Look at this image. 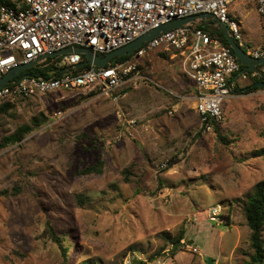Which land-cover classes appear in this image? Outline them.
I'll return each instance as SVG.
<instances>
[{"label":"rangeland","instance_id":"374dc122","mask_svg":"<svg viewBox=\"0 0 264 264\" xmlns=\"http://www.w3.org/2000/svg\"><path fill=\"white\" fill-rule=\"evenodd\" d=\"M254 10L251 0L228 8L240 25L245 52L264 48V24ZM168 51L160 47L144 58L132 57L150 81L124 87L117 102L78 91L9 101L15 104L0 113V139L19 126H39L0 152V264L248 260L243 203L264 180V158L255 155L264 148V88L231 94L218 133L207 137L192 129L164 152L170 140L166 126L179 119L168 107L178 102L192 106L196 96L193 83L181 73L180 59H170ZM48 60L64 65L63 56ZM99 162L101 173L78 174ZM129 166L127 181L122 171ZM78 196L85 198L82 204ZM216 205L221 213L212 223L208 213ZM223 217L229 226L222 224ZM181 232L184 245L161 257L165 235L175 239ZM74 240L77 248L66 245Z\"/></svg>","mask_w":264,"mask_h":264},{"label":"built area","instance_id":"2783aa9c","mask_svg":"<svg viewBox=\"0 0 264 264\" xmlns=\"http://www.w3.org/2000/svg\"><path fill=\"white\" fill-rule=\"evenodd\" d=\"M239 1L242 0H18L12 5L1 4L0 77L60 50L86 48L102 57L171 21L202 14H208L210 19H197L162 33L126 56V60L105 67L90 65L74 73L83 55H65L64 65H56L63 68L60 75L17 76L0 88V104L60 91L95 93L117 102L124 87L136 88L150 81L132 57L144 58L166 47L171 49L170 59H180L181 73L197 91L194 110L199 117V132L212 134L224 121L223 105L233 93L230 80L240 72V63L232 49L202 24L217 21L225 25L236 44L248 49L239 23L228 12L229 6ZM252 1L264 23V0ZM248 52L254 59L264 58V48ZM256 76L264 78V67ZM220 213V206L212 207L209 221L218 222Z\"/></svg>","mask_w":264,"mask_h":264},{"label":"trees","instance_id":"16d2710c","mask_svg":"<svg viewBox=\"0 0 264 264\" xmlns=\"http://www.w3.org/2000/svg\"><path fill=\"white\" fill-rule=\"evenodd\" d=\"M18 0H15L17 2ZM1 4V3H0ZM209 33L217 37L225 46L229 47L227 41L223 38L221 30L218 28H213L212 30H209ZM103 57V56H102ZM128 57L123 58H117L115 62H121L126 60ZM44 65V64H43ZM111 65V64H109ZM88 68L82 67L77 70H74V73H79L82 70ZM63 68H57L56 66V60L53 62H50V60L47 61L45 67H41V65L36 66L35 68H32L30 70H27L24 74H33L42 76L45 78H49L51 76H58L61 74ZM243 67L240 65V70H242ZM142 72V70H141ZM248 76L251 75V73H247ZM251 82L247 86L246 90L241 91L240 93H237L235 90V93L237 94H249L255 91H258L260 88H253V84L261 82L264 80V78H250ZM91 95H95V93H90ZM26 99H17L14 102L22 101ZM7 102L2 105H0V113L7 114L8 111L14 106L15 103ZM34 122H38L37 119L34 120ZM37 125H22L19 126L16 130H14L13 133L3 136L0 139V152L10 146L18 145L20 144L33 130V127H38ZM215 132L218 133V128H215ZM218 139L221 142L226 143V139L224 137H221L218 135ZM258 157L264 158V148H261L258 150L255 154ZM103 163L99 162L92 166L84 167L83 169L79 170V175H91V174H99L102 171ZM132 166H129L125 168L122 171L123 176L126 178L127 181H129L130 176V169ZM4 194H7L6 192ZM80 203L85 201V198L82 196H78ZM82 204V203H81ZM244 207V214H245V221L247 228L250 231L249 235V248L251 253L248 255V260L244 264H264V238L262 236L263 228H264V180L256 183L251 193L246 197V200L243 203ZM222 224L229 226V218H221L220 219ZM49 232L51 233L53 242L58 243L60 242L59 237L55 235V232H52V229L49 227ZM166 240L168 243L164 245V247L159 251L160 253H163L167 249H169L174 243L179 242L183 240L184 238V232H181L175 239L171 238L169 235H165ZM66 245L72 246L77 248V242L69 241ZM79 249V247H78ZM63 255L66 254V248H62ZM131 249H129L130 251ZM214 262V261H213Z\"/></svg>","mask_w":264,"mask_h":264},{"label":"water","instance_id":"95a60500","mask_svg":"<svg viewBox=\"0 0 264 264\" xmlns=\"http://www.w3.org/2000/svg\"><path fill=\"white\" fill-rule=\"evenodd\" d=\"M197 19L205 20L210 19V16L208 14H202L198 16H192L188 18L178 19L169 22L168 24H165L163 26H159L156 29H153L138 39L134 40L133 42L118 48L108 54H106L103 57H99L98 55L93 54L92 51L89 49L83 48V49H64L57 52H54L49 55L42 56L39 60L29 63L27 65L19 66L17 68L11 69L6 74H4L2 77H0V88L4 87L6 84H8L12 79L16 78L17 76H21V78H25L28 76V74H23L25 71L30 70L32 68H35L38 66V64L46 59H55L60 56H65L71 53L81 54L83 55V61L80 62L76 68H82L85 66H94V67H105L108 64H114L115 60L117 58H123L126 56H130L133 54V52L138 49L139 47L143 46L145 43L149 42L151 39L157 37L158 35L165 33L169 30L178 28L180 26L186 25L188 23L194 22ZM217 26H219L223 38L227 41L229 47L232 49L233 54L235 58L238 60L240 65L243 67L242 70H240L239 75H243L245 73H257L260 72L261 66H264V58L261 59H254L243 49H241L236 42L233 40V38L230 36L228 29L225 25L220 24L219 22L215 21ZM253 88H264V80L258 83L253 84ZM184 245L183 242L179 241L174 243L171 246V249L167 252H164L161 254V257H166L169 254L173 253L177 247H182ZM133 264H145L138 260H133ZM207 264H214L212 259L207 260Z\"/></svg>","mask_w":264,"mask_h":264},{"label":"crops","instance_id":"0c3cea01","mask_svg":"<svg viewBox=\"0 0 264 264\" xmlns=\"http://www.w3.org/2000/svg\"><path fill=\"white\" fill-rule=\"evenodd\" d=\"M252 1V0H251ZM255 4V3H254ZM255 13L256 12V7H255ZM230 15V14H229ZM258 15V14H257ZM259 19L262 21L261 17L258 15ZM206 20V19H205ZM263 22V21H262ZM210 24H212V28H219V26H217L216 22H211ZM264 24V23H263ZM204 24H202L203 26ZM206 25V24H205ZM208 29V28H207ZM220 29V28H219ZM209 30V29H208ZM264 47V46H263ZM245 51V50H244ZM248 54V52H245ZM250 55V54H248ZM251 56V55H250ZM252 57V56H251ZM263 66L259 67L260 69H262ZM260 74V72H255V73H251L250 76L247 75V73H245L244 75H246V78H243L242 75H239V73L235 74L231 80H230V84H231V88H232V95H236L237 93H240L241 91L246 90L247 86L245 83L247 82H251L250 78H262V77H257L256 75ZM255 75V76H254ZM239 80H241L242 83H244L242 86L238 85ZM191 83V82H190ZM195 88V87H194ZM193 88V91L195 92V94H197V91ZM235 90L237 93H235ZM251 94V93H249ZM187 98V97H185ZM184 96H182L181 99H185ZM194 98V96H193ZM233 98V97H232ZM193 105L190 106V104L185 103V102H178L174 105L168 107V111H172V112H176L178 113V118L177 119V123H172L169 122V124L166 126L168 133H169V139L168 142H166V149L167 150H163L164 152L170 151L171 152V148L177 144L174 142V139H178V140H182V136L183 138L186 137L188 134L190 135V131L192 129H195L197 132H199V117L197 115V113L195 112L193 106L194 103H192ZM225 104V103H224ZM167 105V103H166ZM192 107V108H191ZM225 106L223 105V110H224ZM171 112V113H172ZM201 134V133H200ZM209 136L210 134H202V136ZM211 137V136H210ZM202 138V137H201ZM173 140V141H171ZM177 140V141H178ZM174 143V144H173ZM172 151H175L172 150ZM190 151H193L192 149H190Z\"/></svg>","mask_w":264,"mask_h":264}]
</instances>
